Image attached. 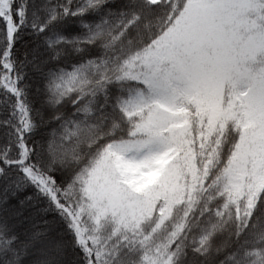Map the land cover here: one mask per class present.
<instances>
[{
  "label": "snow or ice",
  "instance_id": "6c2138e0",
  "mask_svg": "<svg viewBox=\"0 0 264 264\" xmlns=\"http://www.w3.org/2000/svg\"><path fill=\"white\" fill-rule=\"evenodd\" d=\"M0 264H264V0H0Z\"/></svg>",
  "mask_w": 264,
  "mask_h": 264
}]
</instances>
